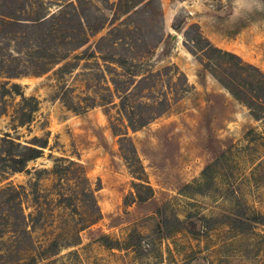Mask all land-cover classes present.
<instances>
[{
	"label": "rangeland",
	"instance_id": "1",
	"mask_svg": "<svg viewBox=\"0 0 264 264\" xmlns=\"http://www.w3.org/2000/svg\"><path fill=\"white\" fill-rule=\"evenodd\" d=\"M92 1L122 3L123 15L129 12L122 19L136 35L127 40L132 55L146 49L135 60L142 63L128 68L161 75L143 90L126 84L128 76L115 73L117 63L89 56L93 39L77 58L46 73H0V138L9 133L22 145L49 138L27 171H0V189L10 184L20 191L11 224L0 206V255L6 254L0 264H264V118L221 82L232 72L236 89L261 88L264 75L231 69L229 57L200 36L264 72V0ZM66 2L45 0L49 11ZM117 12L107 11L116 24L122 21ZM182 73L193 88L178 96ZM15 83L38 101L30 120L34 102L25 103ZM127 87L134 89L128 104L136 112L141 102H159L166 93L171 105L133 130L121 108ZM127 127L154 189L146 201L134 192L140 174L121 138ZM57 157L82 164L102 212L79 244L61 248L52 244L63 243L80 214L56 201L51 170Z\"/></svg>",
	"mask_w": 264,
	"mask_h": 264
},
{
	"label": "trees",
	"instance_id": "2",
	"mask_svg": "<svg viewBox=\"0 0 264 264\" xmlns=\"http://www.w3.org/2000/svg\"><path fill=\"white\" fill-rule=\"evenodd\" d=\"M106 4L100 6L92 0H67L56 11H49L45 0H0V63L9 62L8 67H4V65L0 67V73L3 72L7 77L30 74L37 76L46 73L54 66L70 59L71 56L77 58L76 52L93 39L94 51H90L89 56L117 63L121 70L116 69L115 73L128 76L125 83L130 86L135 83V87L139 90L155 86V79L161 75L162 71L134 73L131 68H128L129 63L133 65L142 63L135 60L137 56L145 58V55L140 52H146V49H142L145 51L137 49L135 51L136 58L132 55L134 54V45L127 40L136 35L122 19L129 12L123 15L121 2L114 4L107 1ZM113 8H115V12L119 11L117 13L121 15L122 21L117 24L115 23L117 19L114 22H112L113 20L110 21L107 13ZM107 27V33L100 35ZM200 36L202 40L206 41L209 49L229 57L227 63L230 64L231 69H236L248 75H253V72L264 75L262 70L245 61L240 55L215 46L202 32H200ZM194 47L198 49V47ZM135 48L138 47L135 45ZM194 53H196V50ZM214 74L217 76L216 73ZM228 75L229 81L224 82L221 80V82L236 99L248 106L257 119H263L264 105L259 104V101L264 99V84L261 88L251 86L236 89L235 86L238 83L235 75L232 72H229ZM139 76L140 78L137 79L136 77ZM182 76L184 77V83L180 85L181 87L176 92L178 96L181 92L186 93L193 88L186 75L182 73ZM1 85L8 93L9 89L6 85ZM12 88L18 90L17 94L22 95L25 103L34 102V106L30 109L31 112L26 114V118L30 120L37 110V99L33 96L25 97L21 92V85L17 83L13 84ZM127 88L124 95H122L121 108L127 114L128 127L133 130L147 125L166 112L171 105V97L166 93L159 102L152 100L151 102H141L140 111L136 112L128 104L134 89ZM260 89L261 91L258 92ZM128 127L126 131L120 134H122L123 141L130 143L128 150L132 153L133 160L139 165V171H134L138 175L140 174L135 176L138 181L133 182L134 192L138 200L146 201L153 196L154 189L149 182L137 148L129 136ZM37 142H39V138L35 137V142L32 144L22 145L14 141L9 133H6L0 138V171L12 173L27 171L28 163L40 157L43 149L48 147L49 138L45 139L43 143ZM125 159L129 161V156L125 155ZM51 172L57 178L54 183L56 201L67 207L66 209L72 208L71 211L80 214L78 224L74 228H68L63 243L59 244L56 241L52 246L54 248L74 246L80 243L81 232L97 223L102 217L100 206L95 197V188L82 164L77 160L57 157L54 160ZM142 193L146 194L143 195ZM19 196L20 191L15 185L9 184L0 189V206H5V217L3 219L8 224H11L15 205H17L16 198ZM47 200L49 201V199ZM5 256L6 254L3 253L0 258L4 259Z\"/></svg>",
	"mask_w": 264,
	"mask_h": 264
}]
</instances>
